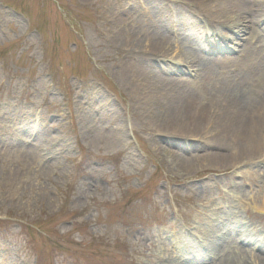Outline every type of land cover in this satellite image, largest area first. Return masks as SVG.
I'll use <instances>...</instances> for the list:
<instances>
[{"label":"rangeland","instance_id":"374dc122","mask_svg":"<svg viewBox=\"0 0 264 264\" xmlns=\"http://www.w3.org/2000/svg\"><path fill=\"white\" fill-rule=\"evenodd\" d=\"M165 1L0 0V264H180L220 236L262 264L264 159L201 168L198 139L167 141L131 108L107 22L173 21ZM216 22L180 32L184 47L198 32L218 43L211 57L237 50L247 35L223 43L231 33ZM178 63L153 68L191 80ZM221 247L212 263L230 253Z\"/></svg>","mask_w":264,"mask_h":264},{"label":"bare ground","instance_id":"6f19581e","mask_svg":"<svg viewBox=\"0 0 264 264\" xmlns=\"http://www.w3.org/2000/svg\"><path fill=\"white\" fill-rule=\"evenodd\" d=\"M167 1L166 15L174 23L182 21L179 32L172 20L167 22L163 18L149 21L151 24L145 28L135 26L137 21L130 15H115L107 22L111 25L110 39L122 53L116 63L126 86L133 92V112L146 127L165 136L167 141L172 137L198 139L201 168L226 172L243 163L264 159V32L255 28L252 13L264 9V0ZM215 19L231 33V37L218 35L215 39L224 43L238 38V34L248 36L237 50L225 57H211L220 51L218 43L201 45L193 33L187 35L192 43L184 47L185 38L180 32L189 31V26L197 25L198 21L217 24ZM204 53L209 56H202ZM171 57L187 70H195L191 80L173 77L168 71L155 72L156 62ZM173 71L175 75L181 73L180 68ZM173 161L182 160L176 157ZM223 230L232 231L227 227ZM208 241L202 240L201 251L197 253L200 259L209 248ZM224 243L216 241L215 245L230 253L212 263L215 251L211 250L204 264H246L237 252H232V243ZM191 254L187 253L182 263L194 264ZM256 259L264 264V256Z\"/></svg>","mask_w":264,"mask_h":264}]
</instances>
